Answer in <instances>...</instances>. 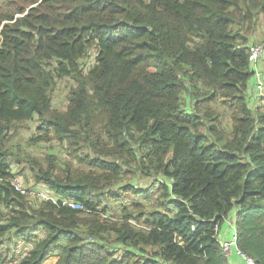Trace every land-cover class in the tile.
Segmentation results:
<instances>
[{
    "label": "trees",
    "instance_id": "trees-1",
    "mask_svg": "<svg viewBox=\"0 0 264 264\" xmlns=\"http://www.w3.org/2000/svg\"><path fill=\"white\" fill-rule=\"evenodd\" d=\"M25 3L0 15V264H231L218 238L230 216L237 249L264 264V98L249 62L264 0ZM65 78L59 113L51 90ZM212 103L229 110V137ZM33 119L95 151L80 157L91 172L38 167L54 200L9 181L24 159L8 132ZM134 172L156 179L159 197L148 210L118 200L113 214L120 191L150 197L119 187Z\"/></svg>",
    "mask_w": 264,
    "mask_h": 264
},
{
    "label": "rangeland",
    "instance_id": "rangeland-1",
    "mask_svg": "<svg viewBox=\"0 0 264 264\" xmlns=\"http://www.w3.org/2000/svg\"><path fill=\"white\" fill-rule=\"evenodd\" d=\"M6 1H12V9L16 6H26V0H0V15H3L7 10L5 6ZM2 27V22L0 23V29ZM264 40V22L260 20L257 29L252 33L250 41L252 43H260ZM90 59V58H89ZM264 68V67H263ZM253 81V79H252ZM251 81V83H252ZM72 86L68 79H58L51 90V109L55 112L62 113L66 110L68 103L69 89ZM190 105V104H189ZM189 105L185 108L189 109ZM211 108L217 115H219L216 120V128L220 133L229 137L231 133L232 119L229 110L218 103H212ZM41 124L37 119L24 121L16 123L11 127L8 132L7 146L13 151L17 156L23 157V162L21 164H12L13 171L19 170L20 175H16L14 178L10 179V183H16L21 189L25 191V195L34 196V191L32 188L36 187V190L45 194L50 195L49 191L45 190V186L41 183H35L34 175L38 173V167L42 168V171L50 170L53 175L63 176L65 169L69 168L75 173H86L91 172L80 157L84 154H95V151L90 147H86L82 144L81 140L76 143L70 142L69 140L60 141L58 140L51 131H43L37 129ZM142 174L139 172H134L133 174H127L121 177L119 182V187L124 186L125 183L129 185H134L137 189L149 190L151 192L149 198H142L140 194H134L131 191H120L121 197L123 199H111L110 201L114 205L115 212L113 214H118L119 201H124V203L131 202H141L144 208L147 210L153 207L154 200L159 197L156 188L152 186L154 178L141 177ZM47 189V188H46ZM28 193V194H27ZM30 193V195H29ZM53 196V194H51ZM54 198V197H53ZM119 200V201H118ZM156 205V203H155ZM157 206V205H156ZM155 206V207H156ZM113 211V210H112ZM143 220H141V225L144 226ZM225 223H223L219 229L218 238H222L224 234ZM230 237V236H229ZM16 246L11 245V249L15 251L17 256L22 255L27 249L28 245L21 244V241H17ZM55 261L54 258H49L45 264H52ZM234 264H246L244 261L239 260Z\"/></svg>",
    "mask_w": 264,
    "mask_h": 264
},
{
    "label": "built area",
    "instance_id": "built-area-1",
    "mask_svg": "<svg viewBox=\"0 0 264 264\" xmlns=\"http://www.w3.org/2000/svg\"><path fill=\"white\" fill-rule=\"evenodd\" d=\"M249 50H250L249 62L253 69V80H254L253 89L257 95H261V98H264V73H261L260 69L257 67V63L259 62L264 52V41L255 45H251L249 47ZM12 185L14 186L16 191H18L21 194H25V191L21 189L19 185H17L16 183H13ZM34 196L40 200H49V199L54 200V198L51 195L39 191H36L34 193ZM70 206L74 208H81L79 206H75L72 204H70ZM219 245L223 255L226 258H231L233 255H235L239 260L244 261L246 264H256V262L253 259L244 255L237 249L235 232L232 235H230L228 239L220 240Z\"/></svg>",
    "mask_w": 264,
    "mask_h": 264
},
{
    "label": "crops",
    "instance_id": "crops-1",
    "mask_svg": "<svg viewBox=\"0 0 264 264\" xmlns=\"http://www.w3.org/2000/svg\"><path fill=\"white\" fill-rule=\"evenodd\" d=\"M231 217H233V216H230L228 219H226L224 221V223H225L224 234H223L222 238H219L221 240L228 239L229 236L235 232L234 224H232L233 220L231 219ZM230 259H231L230 260L231 264H234L235 262L239 261V259L235 255H233ZM54 262L55 261H53L52 264H54Z\"/></svg>",
    "mask_w": 264,
    "mask_h": 264
},
{
    "label": "water",
    "instance_id": "water-1",
    "mask_svg": "<svg viewBox=\"0 0 264 264\" xmlns=\"http://www.w3.org/2000/svg\"><path fill=\"white\" fill-rule=\"evenodd\" d=\"M232 224H233V222H232Z\"/></svg>",
    "mask_w": 264,
    "mask_h": 264
}]
</instances>
